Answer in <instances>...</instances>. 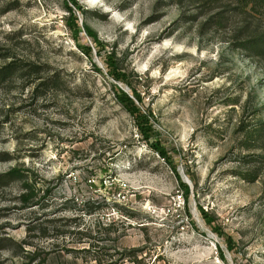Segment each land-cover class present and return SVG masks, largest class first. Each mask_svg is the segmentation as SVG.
Here are the masks:
<instances>
[{"label": "rangeland", "instance_id": "rangeland-1", "mask_svg": "<svg viewBox=\"0 0 264 264\" xmlns=\"http://www.w3.org/2000/svg\"><path fill=\"white\" fill-rule=\"evenodd\" d=\"M256 43L264 0H0V264H264Z\"/></svg>", "mask_w": 264, "mask_h": 264}, {"label": "trees", "instance_id": "trees-1", "mask_svg": "<svg viewBox=\"0 0 264 264\" xmlns=\"http://www.w3.org/2000/svg\"><path fill=\"white\" fill-rule=\"evenodd\" d=\"M70 12H72V10L71 9H68ZM249 50L251 51V52H253L254 51V53L256 54V55H258V56H260L261 55V53L264 51V44H261V43H256V44H253V45H250L249 46ZM13 66H15V65H13ZM18 70V67H12V65L11 66H9V69H7L6 71H4L5 73H7L8 71L9 72H14V71H17ZM4 72H2V74L4 73ZM36 82H34V83H31L32 85L33 84H35ZM42 85V84H41ZM39 86H40V84H39ZM39 86H37V87H39ZM139 98V97H138ZM121 102H123V103H125V104H132V108H133V110L135 111V110H137V108L134 106V103H133V101L129 98V97H127V96H125L124 98H122V100H121ZM160 154L162 155V156H165V154L162 152V151H160ZM14 174H16V172H13V173H11V175H14ZM28 190V189H27ZM29 193V192H28ZM27 197H26V202L25 203H27V204H31V201H32V199H33V196L32 197H30L31 195L30 194H27L26 195Z\"/></svg>", "mask_w": 264, "mask_h": 264}, {"label": "water", "instance_id": "water-1", "mask_svg": "<svg viewBox=\"0 0 264 264\" xmlns=\"http://www.w3.org/2000/svg\"><path fill=\"white\" fill-rule=\"evenodd\" d=\"M189 182V181H188Z\"/></svg>", "mask_w": 264, "mask_h": 264}]
</instances>
